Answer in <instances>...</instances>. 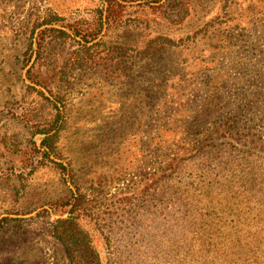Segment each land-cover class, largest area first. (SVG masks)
<instances>
[{
    "label": "rangeland",
    "instance_id": "374dc122",
    "mask_svg": "<svg viewBox=\"0 0 264 264\" xmlns=\"http://www.w3.org/2000/svg\"><path fill=\"white\" fill-rule=\"evenodd\" d=\"M106 5L0 0V264H75L53 223L79 194L74 214L98 251L112 254L107 210L141 190L197 128L226 120L243 100L264 104V0H138L110 19ZM52 14L60 19L35 27ZM88 30L92 40L82 37ZM159 35L178 44L156 42L151 53ZM55 103L65 125L52 152L39 129Z\"/></svg>",
    "mask_w": 264,
    "mask_h": 264
},
{
    "label": "trees",
    "instance_id": "16d2710c",
    "mask_svg": "<svg viewBox=\"0 0 264 264\" xmlns=\"http://www.w3.org/2000/svg\"><path fill=\"white\" fill-rule=\"evenodd\" d=\"M105 1L110 19L120 14L123 4L138 0ZM103 13L104 7L101 19ZM59 19L52 14L35 27ZM82 37L92 40L94 35L88 30ZM156 42L178 44L159 35L147 50ZM154 50L151 53H157ZM110 57H101L99 64H107ZM27 76L35 84H45L42 73L29 69ZM236 106L226 120L215 119L204 129L200 126L193 137L179 142L141 190L120 198L115 209L105 212L106 244L112 254L103 256L98 251L74 214L82 206L79 194L69 215L53 223V235L70 263L103 264L106 258L108 264H264V132L257 129L264 128V104L243 100ZM54 108L55 114L39 129L45 134L41 145L52 152L57 151L65 125L57 103ZM245 113L257 117L242 119ZM222 130L227 132L226 140H221Z\"/></svg>",
    "mask_w": 264,
    "mask_h": 264
}]
</instances>
